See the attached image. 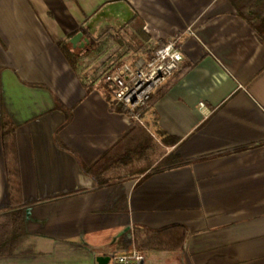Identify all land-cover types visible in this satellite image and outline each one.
Wrapping results in <instances>:
<instances>
[{
  "label": "crops",
  "instance_id": "0c3cea01",
  "mask_svg": "<svg viewBox=\"0 0 264 264\" xmlns=\"http://www.w3.org/2000/svg\"><path fill=\"white\" fill-rule=\"evenodd\" d=\"M120 21L155 45L181 35L180 71L142 123L65 53ZM5 119L29 252L0 264H108L132 249L145 264H264V41L234 0H0V212Z\"/></svg>",
  "mask_w": 264,
  "mask_h": 264
},
{
  "label": "trees",
  "instance_id": "16d2710c",
  "mask_svg": "<svg viewBox=\"0 0 264 264\" xmlns=\"http://www.w3.org/2000/svg\"><path fill=\"white\" fill-rule=\"evenodd\" d=\"M234 3L239 15L246 19L258 36L264 41V0H234ZM96 40V38L91 40V45ZM161 45V43L155 45L149 58L152 57L155 50ZM65 53L73 66L79 63L81 54L66 50ZM179 71L177 70L170 80L152 95L150 102L167 87ZM105 90L109 95L112 94L107 86ZM1 138L8 197L7 209L0 212V256H3L29 252L28 249L24 248L29 238V232L26 227V209L28 204L25 202L23 194L16 127L11 120H3ZM148 139H144L143 134L139 138L137 136L127 135L115 150L111 151L105 160L99 163L97 169L133 147L146 143Z\"/></svg>",
  "mask_w": 264,
  "mask_h": 264
},
{
  "label": "built area",
  "instance_id": "2783aa9c",
  "mask_svg": "<svg viewBox=\"0 0 264 264\" xmlns=\"http://www.w3.org/2000/svg\"><path fill=\"white\" fill-rule=\"evenodd\" d=\"M187 32L194 34L191 27ZM180 39L181 35L171 37L147 61L121 63L103 76V82L111 90L115 103L128 110L141 123L142 114L148 108L152 95L170 80L183 62ZM108 264H145V255L137 249L115 253L109 257Z\"/></svg>",
  "mask_w": 264,
  "mask_h": 264
},
{
  "label": "rangeland",
  "instance_id": "374dc122",
  "mask_svg": "<svg viewBox=\"0 0 264 264\" xmlns=\"http://www.w3.org/2000/svg\"><path fill=\"white\" fill-rule=\"evenodd\" d=\"M99 30H94L93 38L97 40L89 49L85 46L76 53L81 54L80 73L93 81H99L104 74L121 63L147 61L156 43H152L149 33H140L137 29L121 30V21L116 26L101 23Z\"/></svg>",
  "mask_w": 264,
  "mask_h": 264
},
{
  "label": "water",
  "instance_id": "95a60500",
  "mask_svg": "<svg viewBox=\"0 0 264 264\" xmlns=\"http://www.w3.org/2000/svg\"><path fill=\"white\" fill-rule=\"evenodd\" d=\"M81 35H82L81 33H80V34H78V35L76 36V38H79V37H81Z\"/></svg>",
  "mask_w": 264,
  "mask_h": 264
}]
</instances>
